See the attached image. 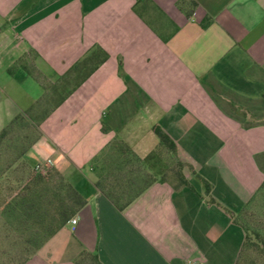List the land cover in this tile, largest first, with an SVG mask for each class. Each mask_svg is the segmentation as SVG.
Masks as SVG:
<instances>
[{
    "label": "crops",
    "instance_id": "crops-1",
    "mask_svg": "<svg viewBox=\"0 0 264 264\" xmlns=\"http://www.w3.org/2000/svg\"><path fill=\"white\" fill-rule=\"evenodd\" d=\"M26 112L20 160L85 204L23 264H234L264 179V0H0V130ZM154 126L187 184L158 172L120 210L96 181L124 152L159 170Z\"/></svg>",
    "mask_w": 264,
    "mask_h": 264
},
{
    "label": "rangeland",
    "instance_id": "rangeland-1",
    "mask_svg": "<svg viewBox=\"0 0 264 264\" xmlns=\"http://www.w3.org/2000/svg\"><path fill=\"white\" fill-rule=\"evenodd\" d=\"M39 125L29 119L15 126L0 154V264H19L29 258L60 221L59 175L54 168L29 167L17 159L22 146L40 132ZM155 157L160 169L150 170L149 180L159 172L162 178L174 181L175 171L180 168L175 156L162 147L156 149ZM259 187L231 214L243 235L247 233L253 241L242 250L240 246L237 264H264V252L256 245L259 241L255 237V233L264 236V189ZM86 262L92 264L90 257Z\"/></svg>",
    "mask_w": 264,
    "mask_h": 264
},
{
    "label": "trees",
    "instance_id": "trees-1",
    "mask_svg": "<svg viewBox=\"0 0 264 264\" xmlns=\"http://www.w3.org/2000/svg\"><path fill=\"white\" fill-rule=\"evenodd\" d=\"M37 105H35L36 107ZM32 119V116L30 117V113H18L16 116H14L1 130H0V154H2L5 146L6 141L8 140L9 134L12 132L15 126L23 125L24 123H27V121ZM39 122V121H37ZM153 131L156 134L159 145L164 147L169 153L175 156V144L174 142L169 138V136L162 131L158 126L153 127ZM40 135V132L34 137L33 140L27 142L23 148L20 150L17 159H21L24 152L31 146V144L38 138ZM123 150H126L125 148ZM156 154V151H155ZM155 154H151V158L155 157ZM123 159L126 158V160H123V165L131 166L130 169L122 171L121 168H117L112 170L111 168H108L105 171V177L103 179H99L96 181V185L100 188V190L115 204V206L118 209H123L130 200L136 196L139 192H141L146 185H142L141 183L144 182L148 184L150 170L148 169H141L144 167L145 163L142 159L138 158L132 153H125L122 155ZM156 158V157H155ZM176 158V157H175ZM177 160V159H176ZM178 165L180 168L175 171V178L177 179L178 185H186L187 182L184 179L181 168L183 166V163L179 160H177ZM138 167V168H137ZM146 167V166H145ZM55 172L59 175V187L58 191V197H60L59 202L61 209L59 211L60 221L59 224L49 232V235H52L53 232L61 226L64 222H66L79 208H81L85 204V200L82 198V196L63 178V176L59 173L58 170L54 168ZM128 175L127 179L123 175ZM152 174V179L153 175ZM148 179V180H147ZM147 180V181H146ZM139 183L138 186L129 187L127 183ZM264 189V181L262 184H260L259 190ZM236 223V222H235ZM47 236V237H48ZM46 237V238H47ZM255 237H257L259 244H256L258 248L264 252V236H261L259 233H255ZM45 238V239H46ZM44 239V240H45ZM253 241L249 237L247 233L244 235L243 242L241 244V250L242 248L250 246V244ZM255 244V243H254ZM35 252V251H34ZM91 259L92 264H101L95 254H83L80 259L78 260V264H87L86 259ZM28 258H25L23 261H21L19 264H23ZM235 264H237V261H235Z\"/></svg>",
    "mask_w": 264,
    "mask_h": 264
},
{
    "label": "built area",
    "instance_id": "built-area-1",
    "mask_svg": "<svg viewBox=\"0 0 264 264\" xmlns=\"http://www.w3.org/2000/svg\"><path fill=\"white\" fill-rule=\"evenodd\" d=\"M70 222H71L72 224H75V223H76V219L72 218V219L70 220ZM187 264H192V262H191L190 260H188V261H187Z\"/></svg>",
    "mask_w": 264,
    "mask_h": 264
}]
</instances>
